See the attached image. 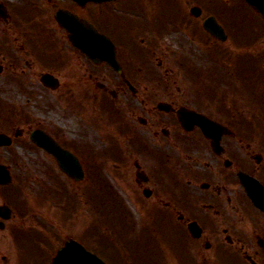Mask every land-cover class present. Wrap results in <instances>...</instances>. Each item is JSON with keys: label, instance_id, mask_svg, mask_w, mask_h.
<instances>
[{"label": "flooded vegetation", "instance_id": "1", "mask_svg": "<svg viewBox=\"0 0 264 264\" xmlns=\"http://www.w3.org/2000/svg\"><path fill=\"white\" fill-rule=\"evenodd\" d=\"M19 4L21 16L46 18L47 22L33 30H2L0 165L7 166L11 182L0 186V206H7L12 214L18 200L11 192L13 187L18 189L13 169H24L17 150H30L36 158L53 161L30 139L35 130H42L77 156L83 173L78 186L82 197L115 196L116 204L106 205L105 211L123 213L132 235L135 230L138 235H149L127 241V264H163L166 247L177 257V264H264L262 49L250 52L248 58L245 48L251 46H243L239 37L226 30L223 42L207 34L201 36L193 21L192 37L216 62L217 51L223 60L232 59L221 62L227 82L223 101L201 111L173 94L167 77H149L153 51L137 56V69L138 65L123 61L130 60L122 54L127 44L105 21L110 15L102 12V7L70 0H19ZM59 10L93 24L111 40L121 73L92 62L72 45L70 33L54 22ZM175 11L180 17L185 13L183 9ZM231 38L239 47L220 48ZM229 63L233 66L228 69ZM162 64L159 61L157 69ZM28 82L49 93L64 85L61 96L65 100L82 97L84 91L74 89L77 85L95 87L102 105L121 113H109L107 121L114 125L110 138L96 143L89 136L64 134L45 122L27 121L7 87L17 86L22 93L21 87ZM48 84L56 88H47ZM65 86L71 87L68 92ZM190 111L213 125L202 128L187 115ZM71 119L67 121L73 126L76 122ZM51 176L48 173L46 177ZM4 224L0 220L2 227Z\"/></svg>", "mask_w": 264, "mask_h": 264}, {"label": "rangeland", "instance_id": "2", "mask_svg": "<svg viewBox=\"0 0 264 264\" xmlns=\"http://www.w3.org/2000/svg\"><path fill=\"white\" fill-rule=\"evenodd\" d=\"M2 1L6 5L13 3L12 0ZM14 1L15 5H19V1ZM164 1H166L165 4H163ZM169 2L172 3L170 0H117L106 8L112 10L115 16L117 15L120 18L119 21H116V19L114 21L117 23V26L121 22V30H124L125 33L128 26L134 27L132 28L133 32L130 34L129 40L122 36L119 39L123 44L124 41L127 44L124 45L123 49L126 50L122 51V54L130 58V60L125 59L123 61L125 63L131 62L132 67L138 65L135 69L140 66L138 54L132 50L134 48L131 46L132 42L145 51H153L154 54H152L150 60L149 77H167L168 83H172L173 94L181 95L184 103L189 107L194 106L201 111H207L211 106L221 104L225 97L224 93L225 88H227V82L224 74L226 73L221 62H231L232 59L223 60L221 58L223 54L217 51L219 56L217 65H214V68L203 67L204 63L201 60H205V57L200 50L206 49L201 46L200 41L191 38L189 27L186 28L180 21L184 19L186 22L189 21L191 23L192 19L189 15V9L193 6L200 7L202 9L201 18L208 15L216 16L226 27L228 25L232 36L234 34L237 35L244 46H251L250 48H245V51H248V58H251L250 52L252 51L262 49L264 52V33L261 38L257 35V33L264 31V23L245 7L240 0H183V10L185 13L181 17L180 15L176 17L181 24L177 26L174 20H170V17L167 20L164 19V5H168ZM172 5L179 10L182 9L181 4L177 1L172 3ZM101 9H103L102 12L106 11L105 8ZM8 10L11 14L16 12L15 9ZM112 17L113 15L111 14L109 20L106 18L105 21L112 27H115L116 25H114ZM43 19V23H46V18ZM17 20L27 30L37 29L38 27V22H29V20L34 21L33 17ZM15 21V17H13L12 22L10 20L8 24L14 26L16 25ZM42 21L40 20V23ZM126 21L131 22L126 23ZM200 21L201 19L195 20L198 29H200ZM170 22L174 23V26L170 25ZM1 25L4 24L1 22ZM43 28L49 29V27ZM114 32L117 33V30H114ZM118 34L121 35L120 32ZM130 41L131 43L128 44ZM3 45L0 36V49ZM230 46L239 47V44L235 43V39L231 38L226 43L221 44L220 48L229 50ZM183 59L187 61L192 60L197 71L206 75L210 81L204 84L194 74L192 77L191 74L187 75L184 73L177 66L178 61ZM159 61L163 64L160 69H157ZM232 66L230 63L226 65L228 69L232 68ZM144 77L147 78L148 75L146 74ZM73 78L74 75L71 76V80ZM29 83L21 87L23 89L22 93L17 91V86L10 85L7 87L11 99L18 103V107L25 119H31L33 122H45V124L51 125L64 134L67 133L79 137L81 135L89 136L90 141L96 143L102 139L100 129L92 127L93 125L88 121L87 116L81 118L83 120L81 122L79 120L81 112L74 116L70 115L67 107L68 102L61 96L64 85L60 86L55 92L49 93L42 90L40 86ZM78 86L74 88L75 91H84V94L81 95L83 98L80 97L82 103L79 100L80 107H82L83 111L87 110V115L96 116L100 121L105 122L102 131H108L109 124H106V120L108 118L111 119V116L101 110L104 114V119L101 120V115H98V112L93 109L96 108L93 106H95L94 103L97 95L94 92L99 93L98 90L95 87ZM70 88L65 86V92H68ZM78 91L77 94H79ZM28 93L30 96H27ZM78 99V97H75V100ZM77 108L80 109L78 106ZM69 117L76 124L72 126V123L67 121ZM88 118L91 119L92 117ZM90 121L95 124L93 120ZM74 141L76 140L74 139ZM76 148V151L79 152L80 148ZM16 152L18 157L22 158L24 169L18 170L15 167L13 171L18 188L22 187L21 189L24 191L22 193L20 190H15L16 188H11V191L15 190L14 194L17 196L18 192H21L20 197L23 200L24 208L22 209L21 202L14 204L13 214L15 218L5 224L4 231H0V264H41L42 259V264L44 262L45 264H49L50 256L66 238H80L84 233L85 241L83 239L82 242H86L87 247L94 248V252L97 255L104 256L108 263L122 262L128 257L129 245L128 242L123 241H131L134 238L129 231L123 228L116 229L115 222L112 218H109L110 215L106 218L104 214L99 219L101 225L96 223L94 227L93 216L89 214L91 212L89 209L91 203H88L85 212V208L84 210L82 209V196L79 193L78 185L72 186L64 177L60 176L53 162L49 159L46 160L40 156L36 158L32 153L33 151L31 152L30 150L22 149ZM48 173L52 174L49 180L46 179ZM52 193L59 195L48 200V196H53ZM84 198L89 199L90 197L86 195ZM70 199H73L72 205L68 206ZM107 223L108 226H106ZM84 224L86 227H84ZM21 230L24 231V235L26 236H21L24 239L23 241L20 239L16 241V236ZM10 232H12V235L9 237L12 238V241L8 238ZM141 237L144 238L145 236ZM39 241L42 243V246L37 244ZM42 248L44 250V258ZM166 249L169 264H177L173 252L168 247Z\"/></svg>", "mask_w": 264, "mask_h": 264}, {"label": "water", "instance_id": "3", "mask_svg": "<svg viewBox=\"0 0 264 264\" xmlns=\"http://www.w3.org/2000/svg\"><path fill=\"white\" fill-rule=\"evenodd\" d=\"M76 1H82V2H104L109 0H76ZM252 8L257 10L263 17H264V0H245ZM59 22L61 24H65V17L59 16L58 17ZM73 19V18H72ZM67 27V25H66ZM205 29L209 32L217 31L218 28L216 25L208 21L205 24ZM87 31L93 32L90 30V28H85ZM89 32V33H90ZM92 34H89L85 37V40L87 41L84 44H90L92 39L89 37ZM103 50H102V56H106L107 52V45L108 43L106 40H102ZM83 48V47H82ZM84 51L87 52L90 55H94L95 52H93V49L91 48L90 51H88V47L84 46ZM108 61L113 63V60L107 59ZM33 140H37L41 146H43L48 152L52 153L53 156L56 158L59 166L61 169L67 173L70 174V170L73 169V167L76 168V160H74L71 156H69L64 150L60 149L56 144H54L47 136L41 134V133H35L32 137ZM0 173H2V170L0 169ZM1 175V174H0ZM53 264H103L99 259H97L94 255L86 252L82 246H80L75 241H66L64 247L58 251L57 256L53 260Z\"/></svg>", "mask_w": 264, "mask_h": 264}]
</instances>
